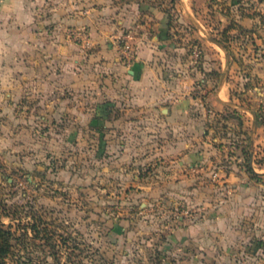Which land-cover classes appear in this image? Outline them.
Listing matches in <instances>:
<instances>
[{"label":"rangeland","instance_id":"obj_1","mask_svg":"<svg viewBox=\"0 0 264 264\" xmlns=\"http://www.w3.org/2000/svg\"><path fill=\"white\" fill-rule=\"evenodd\" d=\"M94 2L104 19L139 11L144 22L166 25L174 44L168 68L173 74L186 68L193 80L185 109L196 136V170L188 181L172 177L165 185L158 178L142 195L135 176L161 172L135 165L140 155L122 153L126 133L142 130V121L130 122L142 105L104 98L100 111L92 90L58 86L68 81L60 74L71 71L61 70L70 59H43L44 36L81 39L70 23L74 6ZM33 6L35 58L22 47L18 60L0 59V221L12 232L9 262L264 264V0ZM170 111L161 108L163 115ZM131 142L142 147V139Z\"/></svg>","mask_w":264,"mask_h":264},{"label":"crops","instance_id":"obj_2","mask_svg":"<svg viewBox=\"0 0 264 264\" xmlns=\"http://www.w3.org/2000/svg\"><path fill=\"white\" fill-rule=\"evenodd\" d=\"M33 3L34 0H0V59L5 56L18 60L23 57L20 55L22 47L28 51L27 59L35 58L38 41ZM96 3L74 6L78 10L70 23L83 32L79 41H72L64 35L43 37V59L49 62L52 57L70 59L71 63H61L63 71L73 66L70 72L60 74L68 81L58 86H66L77 93L92 90L99 95L94 100L97 107L104 98V101L117 104L121 100L130 106L134 103L142 105V115L137 120L130 119L133 123L142 121V130L126 133L127 141L122 147L124 155L142 157L136 159V163L132 158V164L142 163L144 167L149 163L153 170L161 172L160 176L146 179L135 176L134 181L139 183V189L142 188V195L149 193L143 188H151L158 183V178L159 183L165 185L172 177L188 181L187 174L196 170V136L185 109L193 100V80L186 68L183 73L174 74L168 68L174 44L166 38V25L144 22L139 11L126 18L114 14L117 20L115 17L104 19L100 17ZM127 41L134 52L132 59L127 57L124 48ZM164 47L169 51H163ZM179 55L182 56L181 51ZM180 63L187 66L182 61ZM46 74H52L47 66ZM164 106L171 108L170 114L161 113ZM131 139H142V147L133 146ZM169 170L171 173H167ZM185 171L186 175H179Z\"/></svg>","mask_w":264,"mask_h":264},{"label":"trees","instance_id":"obj_3","mask_svg":"<svg viewBox=\"0 0 264 264\" xmlns=\"http://www.w3.org/2000/svg\"><path fill=\"white\" fill-rule=\"evenodd\" d=\"M107 104H101V109L105 108ZM100 118H104V113L99 114ZM100 125V126H99ZM99 129L102 128V124H99ZM12 254V232L8 230L4 224L0 221V264H14L9 262V256Z\"/></svg>","mask_w":264,"mask_h":264},{"label":"built area","instance_id":"obj_4","mask_svg":"<svg viewBox=\"0 0 264 264\" xmlns=\"http://www.w3.org/2000/svg\"><path fill=\"white\" fill-rule=\"evenodd\" d=\"M124 48H125V51L127 53V57L129 59H132L134 52H133L131 44L128 41L124 43Z\"/></svg>","mask_w":264,"mask_h":264}]
</instances>
